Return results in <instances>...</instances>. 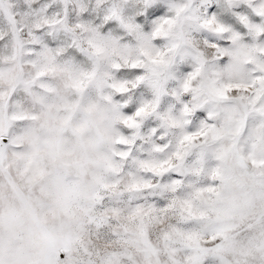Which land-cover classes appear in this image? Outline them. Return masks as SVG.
Here are the masks:
<instances>
[{
  "label": "snow or ice",
  "instance_id": "1",
  "mask_svg": "<svg viewBox=\"0 0 264 264\" xmlns=\"http://www.w3.org/2000/svg\"><path fill=\"white\" fill-rule=\"evenodd\" d=\"M0 264H264V0H0Z\"/></svg>",
  "mask_w": 264,
  "mask_h": 264
}]
</instances>
